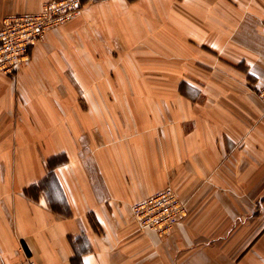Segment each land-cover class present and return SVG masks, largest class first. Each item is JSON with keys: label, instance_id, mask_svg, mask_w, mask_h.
Returning a JSON list of instances; mask_svg holds the SVG:
<instances>
[{"label": "crops", "instance_id": "0c3cea01", "mask_svg": "<svg viewBox=\"0 0 264 264\" xmlns=\"http://www.w3.org/2000/svg\"><path fill=\"white\" fill-rule=\"evenodd\" d=\"M80 2L0 72V264H264V0ZM167 186L184 216L138 230Z\"/></svg>", "mask_w": 264, "mask_h": 264}, {"label": "built area", "instance_id": "2783aa9c", "mask_svg": "<svg viewBox=\"0 0 264 264\" xmlns=\"http://www.w3.org/2000/svg\"><path fill=\"white\" fill-rule=\"evenodd\" d=\"M79 10L78 0H51L37 14L7 16L0 27V71L14 76L29 58V51L51 28L71 20ZM264 104V84L256 93ZM186 205L167 186L131 207L138 230L163 236L172 231L185 214ZM25 264H31L26 262Z\"/></svg>", "mask_w": 264, "mask_h": 264}, {"label": "rangeland", "instance_id": "374dc122", "mask_svg": "<svg viewBox=\"0 0 264 264\" xmlns=\"http://www.w3.org/2000/svg\"><path fill=\"white\" fill-rule=\"evenodd\" d=\"M78 2H79V10H78V12L80 11V9L82 8V4H81V2H80V0H78ZM77 12V13H78ZM26 15V14H25ZM70 21V20H69ZM32 47H34V46H32ZM31 47V48H32ZM31 48H30V50H31ZM29 58H30V51H29ZM29 58H28V60H29ZM27 60V61H28ZM26 61V62H27ZM1 72V71H0ZM19 72V71H18ZM18 72L16 73V74H14V76H10V77H17V74H18ZM3 73V72H2ZM264 84V82L259 86V87H255V89L253 90L254 92H255V94L257 93V91L261 88V86Z\"/></svg>", "mask_w": 264, "mask_h": 264}]
</instances>
